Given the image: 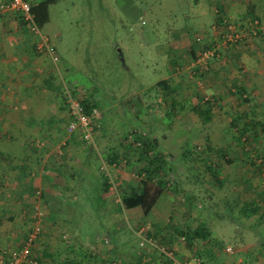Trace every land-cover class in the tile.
Here are the masks:
<instances>
[{"label": "rangeland", "instance_id": "rangeland-1", "mask_svg": "<svg viewBox=\"0 0 264 264\" xmlns=\"http://www.w3.org/2000/svg\"><path fill=\"white\" fill-rule=\"evenodd\" d=\"M210 3L59 0L50 6L49 21L42 30L61 61L59 69L52 63L57 80H51L46 94H56L54 100L27 103L24 118L15 120L30 129L39 119L44 122L49 118L42 127H61L56 135L30 139L36 148L31 155L42 162L25 176L32 180L39 175L44 160L48 167L59 162L61 177L56 173L54 181L45 185L59 205L51 215L43 199L35 204L38 199L31 192L28 207L25 205L28 209L24 208L27 213L15 209L13 214L2 210L6 204L1 199L2 257H7L5 249L6 253L19 249L40 223L33 247L38 264H63L65 260L130 264L141 249L145 264H168L165 252H172L180 264H264V222H257L260 212L249 216L241 210L250 200L260 201L258 197L264 196V19L226 13L240 25L258 18L261 27L257 35L225 46L215 37L205 36H217L210 27L224 11L215 7L213 18ZM183 34L189 37L187 45L177 44ZM216 42L219 56L206 68L192 70L196 56L191 53ZM214 68L218 75L211 73ZM160 81L168 86L158 85ZM217 81L220 85L214 88ZM236 85L246 90L243 94L249 102H240ZM67 90L75 99L87 98L96 104L95 146L83 140L80 128L69 132ZM208 101L217 103V109L212 120L204 122L194 108L206 106ZM31 108L37 111L33 114ZM38 112L41 116L37 118ZM240 114H244V122L232 127V120ZM251 117L258 124H251ZM244 124L251 129L245 141L239 132ZM14 136L24 141L28 135ZM136 138L157 139V151L167 162L165 173L160 174L167 188L148 215L139 206L121 207L122 193L138 191L147 176L145 169L153 165ZM208 141L212 150L207 148ZM91 147L93 151L86 156ZM113 154L119 159L111 163ZM209 166L219 170V177L225 180L222 185L214 180ZM78 168L83 181L71 180V185L79 186V195L69 199L62 174H76ZM98 179L101 181L95 183ZM104 181L110 182L113 193L104 204L93 206L90 200L99 199ZM14 185L0 182V198L14 191ZM237 196L240 200L235 204ZM10 202L14 206L17 201ZM38 210L43 212L40 221L34 219ZM202 222L212 235L194 247L174 231ZM148 232L156 236L159 248L141 245Z\"/></svg>", "mask_w": 264, "mask_h": 264}, {"label": "crops", "instance_id": "crops-1", "mask_svg": "<svg viewBox=\"0 0 264 264\" xmlns=\"http://www.w3.org/2000/svg\"><path fill=\"white\" fill-rule=\"evenodd\" d=\"M40 1L41 0H30L32 4H36ZM215 7L236 17H257L260 15L262 19H264V0H211L210 13L214 16ZM203 30H206V25ZM179 37L180 39L177 41V44L185 45V43L188 42L189 37L187 35L183 34ZM198 53L199 52L194 50L191 54L196 56ZM215 64L216 62L214 65ZM223 67L224 66H219L218 69H223ZM211 73L218 75L215 68ZM56 74L52 62L47 55L37 51L35 47V38L29 33L20 17L15 13H7L0 16V160H2V163H0V182H9L11 186L14 185L13 182L16 183V185H14L15 187H13L14 191L10 192V194L5 197L1 195L0 200L4 199V203L6 204V206L4 205L1 207L2 210H10L13 214H16L15 209H17L16 211L27 213L26 210L28 209V205L26 203L30 202L29 199L32 198L30 197L31 192H35L34 197L38 199L35 204L40 203L41 199H43L46 206L50 208L49 212H51V215L56 214L55 211L59 205L58 202H55L56 196L53 194L54 192L48 191L50 187L48 188V186H45L47 183H52L54 181V176H56L55 174L58 171L61 173L59 162L52 163V165L48 167L47 161L45 162L44 160L45 164L42 166L43 169L40 171L39 175L33 177L32 180L31 178H25V176H30L28 174L29 170L33 167L38 168L40 165L39 163L42 162L40 158L37 159L36 156L31 155V151L34 149L36 150V148L34 144L30 142V139H39L40 135H56L59 133L57 130L59 131L61 127L55 125L48 127V129L42 127V123H47L49 120L46 116H44L46 118L44 122H40L39 119L30 129L20 125V123L15 120L16 118H24L25 111L23 109L27 107V103L45 102V100L49 98L54 100L53 94H56L55 91L52 95L47 96L46 87L51 83V80H57ZM218 85L220 84H218L217 81L213 86L215 88L218 87ZM31 110L33 114L37 111L34 108H31ZM36 115L37 118L41 116L39 112L36 113ZM39 122L41 125H38ZM22 133L28 135L24 138V141L15 139L16 137L14 135ZM69 141L72 143V139ZM95 145L96 142L93 146ZM92 151L93 148L91 147V149L86 152V156H89ZM86 156L85 158L87 159ZM46 169H48L53 176L51 173L47 172ZM78 172H80L79 168L76 173L77 175L74 173L71 175H69V173L62 174L64 176V185L66 184L65 191L68 193L66 196H68L69 199L73 197L77 198L79 195V191L77 190L79 186L76 184L74 186L71 185V180H78L80 183L83 181V176H79L82 174ZM60 173H57L59 177H61ZM37 188H40L39 191ZM95 189L98 190L97 187H95ZM10 199L12 201H17L14 206L13 203L10 202ZM25 205H27V207ZM25 207L27 208L26 210L24 209ZM11 219H13V217H11ZM3 252L8 255L6 249ZM65 261L67 263V260Z\"/></svg>", "mask_w": 264, "mask_h": 264}, {"label": "trees", "instance_id": "trees-1", "mask_svg": "<svg viewBox=\"0 0 264 264\" xmlns=\"http://www.w3.org/2000/svg\"><path fill=\"white\" fill-rule=\"evenodd\" d=\"M58 1L59 0H41L40 2H38L36 4L31 3L32 4V11L35 14L36 20L42 29H43V26L49 21L50 6L52 4H55ZM221 14L226 15V13L224 11ZM208 34L209 33H207L206 35H208ZM209 38H211V37H209ZM214 44L204 45L201 47V49L203 50V49L212 47ZM213 59H215V58H212L211 60H213ZM163 83L166 84L165 81H160L158 83V85L163 84ZM236 87L239 88L237 85H236ZM245 91L246 90L244 88H239L238 96L240 98L241 103L249 102V98L244 97L243 93ZM79 101L83 105L84 110L86 111L87 114L96 105L95 103L91 102L87 98H81V99H79ZM216 104L217 103H215L213 101L212 102L208 101L206 106L205 105L196 106L194 108V110L200 115V117L202 118V120L204 122H209L212 120V117L215 113V110L217 109ZM245 116H246V114H245ZM71 118L72 117H70V119ZM241 120H242V122H244V114L237 115V117L235 116L234 120H232V122H231V126L232 127L237 126L238 125L237 123ZM249 120H250L251 124H253V125L258 124L257 120L254 117H251ZM248 122H247V124H248ZM95 129H96V126H94V134H95ZM248 131L251 132V129L247 128L245 124L241 129H239L240 136L241 137L243 136L244 141L248 140V138L246 137L248 134ZM82 136H83V133H82ZM94 137H95V135H94ZM83 140L86 141L90 146H93L92 143L88 142L84 138H83ZM136 140H138L137 145H139V146L142 145L143 148L147 149V151H145L147 156H148L147 158H149V159L152 158L151 163L153 161V165L151 167H147L145 169L147 171V176H146V179L143 181L141 188L138 191H135L132 189L130 191V193H122V195H121V197H122L121 207L131 209V208L139 206V207H141L143 213L145 215H148L151 213L153 208L156 206L158 200L164 194V192L167 188L166 182L164 181L163 177H160V174L165 173V170H166L165 167H167L166 166L167 162L165 161L164 155L161 152L157 151V146H156V145H158L157 139L151 140L149 138H147V139L144 138V139L140 140L139 138H136ZM207 144H208L207 148L212 150V147H211L209 141L207 142ZM205 151L207 152V149ZM152 155H153V157H152ZM109 159H110L111 163H113V162L117 161L119 159V157H118V155L113 154V155L109 156ZM209 169H210V171H212L213 178H214V180H216L217 184L222 185L225 182V180H223L219 177V170L216 167L212 168L211 166H209ZM100 181L101 180L98 179V180H96L95 183H99ZM110 185L111 184L108 181H104L101 184L102 190H101V193H99L100 194L99 199H97L98 197H96V198L92 197V199L90 200V202L92 203L93 206H95L96 204H99V203L104 204L105 202H107V198L113 193V191L110 190ZM193 198L194 197H190L189 200H191ZM259 198H260V201H257L256 199L250 200V202H248L243 208H241V210H243L242 212L246 213L249 216H251L253 214H257L258 212H260L257 215V222L262 223V222H264V196L261 197V195H260L258 197V199ZM239 200L240 199L237 196L234 203L235 204L239 203ZM174 231L177 235H179V236H181V238H183V241H185L186 244H188V246H193V247L197 244V242L199 240L206 241L212 235L211 229L209 228V226L205 222L198 224L196 227H177L176 229H174ZM146 235H147V237H152V238L156 237V236H153L150 232H148ZM198 254L200 256L202 255L200 252H198ZM144 257H145V252L143 249H141L138 252V257H137L136 261L133 263H130V264H145L144 263ZM166 258L168 260V264H174L168 257H166ZM63 264H74V262L69 260L68 263H63ZM76 264H79V263H76Z\"/></svg>", "mask_w": 264, "mask_h": 264}, {"label": "built area", "instance_id": "built-area-1", "mask_svg": "<svg viewBox=\"0 0 264 264\" xmlns=\"http://www.w3.org/2000/svg\"><path fill=\"white\" fill-rule=\"evenodd\" d=\"M7 13H15L20 17L29 33L35 38V47L37 51L46 54L53 65L59 69L61 58L55 45L39 26L36 16L32 11V4L30 0H0V16ZM260 27L261 23L258 19H253L244 25H240L235 21L233 22L227 15L218 14V17L215 18L210 27V32H214L217 36L214 34L211 35V33H209V35L215 37L225 46H232L239 43L247 36L251 37L257 35ZM218 44L219 43L216 42L212 47L201 50L193 61L192 70L197 71L199 69L201 70L206 68L212 58L219 56L218 49L220 47ZM66 94L67 97H69L68 102L71 108L70 117H72L70 119V125H68L69 132H73L74 130L80 128L83 133L82 137L94 145V121L99 114L98 109L94 107L87 114L81 102L78 99H75L70 91L67 90ZM113 165L116 166V163ZM101 168L105 170V173H107L106 164H103ZM42 217V211L38 210L34 213V219H38V221H40ZM39 224L37 223L34 232L26 238L23 245L19 249L10 251V253L6 255L7 257L0 256V264H37V259L33 255V247L37 236L41 231ZM106 243H108V239L106 240ZM144 243L158 246L157 241L152 237H143L141 245L144 246ZM228 250L231 253L233 252L231 247H228ZM165 254L171 261L174 262V264H180L174 259L172 252H165Z\"/></svg>", "mask_w": 264, "mask_h": 264}]
</instances>
